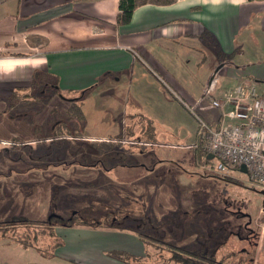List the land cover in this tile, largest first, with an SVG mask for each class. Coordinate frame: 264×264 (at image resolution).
<instances>
[{"label":"rangeland","instance_id":"1","mask_svg":"<svg viewBox=\"0 0 264 264\" xmlns=\"http://www.w3.org/2000/svg\"><path fill=\"white\" fill-rule=\"evenodd\" d=\"M188 68L196 75L194 65ZM37 78L41 82L26 92L25 103L0 101L1 224L13 217L44 223L52 214L67 219L77 211L81 220L94 225L113 221L163 243L141 242L145 264H173L169 259L174 252L169 248L196 254L209 251L224 264H247L245 248L250 251L251 264H264V226L254 225L264 194L240 170L221 173L214 160L206 162L195 154L196 130L200 121H206L193 108L172 97L158 100L136 82L137 102L155 122V134L143 114L121 115L132 103L122 96L128 95L129 84L106 96L95 92L84 99L81 122L68 112L73 101L60 97L48 78L41 74ZM151 80L161 85L155 77ZM205 104L208 101L203 99ZM202 106L197 104L196 109ZM56 120L67 126L53 133L50 128ZM18 157L19 163L11 161ZM61 158L73 165H56ZM225 211L234 232L228 237L225 228L219 229L225 226ZM58 229L66 237V247L54 257L45 258L34 248L0 240V264H69L64 261L81 256L92 239L105 238L106 244L111 239L107 233L91 234L82 228ZM248 230L259 234L253 248L243 241ZM113 236L128 243L125 239L130 235H118L123 241Z\"/></svg>","mask_w":264,"mask_h":264},{"label":"crops","instance_id":"2","mask_svg":"<svg viewBox=\"0 0 264 264\" xmlns=\"http://www.w3.org/2000/svg\"><path fill=\"white\" fill-rule=\"evenodd\" d=\"M118 4L119 0H0V101H11L15 92L20 100L24 95L20 92L31 90L32 78L39 73L53 82L60 97L79 101L84 117L83 100L92 93L102 97L129 84L128 95L122 96L132 103L121 115L143 114L152 125L133 88L140 82L141 89L153 92L158 100L172 97L212 124L218 114L208 104L202 106L208 96L204 92L212 90L209 95L219 97L246 80L264 89V0L145 4L134 10L126 26L117 25ZM191 65L197 68L196 75L188 68ZM197 104L202 106L199 110ZM149 128L156 133L155 126ZM78 228L107 233L111 239L109 244L105 238L92 239L81 256L65 263L122 264L107 253L143 252L131 231L73 229ZM59 231L63 244L57 250L62 251L66 237ZM113 234L130 239L124 243L118 236L121 243Z\"/></svg>","mask_w":264,"mask_h":264},{"label":"built area","instance_id":"3","mask_svg":"<svg viewBox=\"0 0 264 264\" xmlns=\"http://www.w3.org/2000/svg\"><path fill=\"white\" fill-rule=\"evenodd\" d=\"M206 99L218 115L212 124L199 122L205 153L221 173L244 167L248 179L264 192V89L246 80ZM260 213L264 217V199Z\"/></svg>","mask_w":264,"mask_h":264},{"label":"trees","instance_id":"4","mask_svg":"<svg viewBox=\"0 0 264 264\" xmlns=\"http://www.w3.org/2000/svg\"><path fill=\"white\" fill-rule=\"evenodd\" d=\"M175 0H119L118 9L119 13L117 15V25L118 26H126L130 23L132 14L134 10L145 4H154V5H169L172 4ZM39 73L34 74L32 78V86L31 89L35 88L37 83V77ZM22 95V94H21ZM20 95V96H21ZM23 97L28 98L29 95L25 93L22 95ZM18 92L14 93L11 101H25L22 99L23 97L18 99ZM68 112L69 114L78 119V121L83 122V113L81 110L80 103L75 104L73 101ZM195 154L197 153L198 157L203 156V158L207 157L203 149V141L196 134V143H195ZM207 160V159H205ZM116 219V218H115ZM74 227H88V228H101V229H110V230H119V231H131L137 235L142 243L153 244V245H164L163 243L154 240L146 235L140 233L139 230H135L130 227L118 226L116 223L103 224L97 223L92 224L89 221H84L80 219L76 213H74L71 217L67 219H59L56 217L50 218L44 223H33L28 221L23 217H13L10 222L0 223V240H5L7 245L16 244L21 246L22 248H34L40 255L45 258H52L55 256V252L58 248L63 244L62 238L57 234V228H74ZM255 239L250 243L248 247H255ZM252 238H250V241ZM254 242V243H253ZM145 246V245H144ZM169 247V246H167ZM173 249V256L170 257L169 262L173 264H224L223 262L216 261L213 254L209 251L202 253H194L192 251H185L183 249L169 248ZM209 252V254H208ZM108 255L112 258L120 260L122 264H145L144 261L146 256H133L123 251H112L109 252ZM247 258V264H251L250 251L244 253ZM250 258V259H249ZM240 262H238L239 264ZM242 264V263H240ZM245 264V263H244Z\"/></svg>","mask_w":264,"mask_h":264},{"label":"flooded vegetation","instance_id":"5","mask_svg":"<svg viewBox=\"0 0 264 264\" xmlns=\"http://www.w3.org/2000/svg\"><path fill=\"white\" fill-rule=\"evenodd\" d=\"M26 101H28V100H25V101H23V102H20V103H25ZM62 126L63 127H66L67 126V124L65 123V122H62V121H54V123H52V126H51V130H52V132L53 133H55V132H57V128L59 127V129H61L62 128ZM56 129V130H55ZM67 129V128H66ZM62 136V135H61ZM21 158L20 157H18L17 159H15V160H13V159H11V161L14 163V162H17V161H19ZM10 161V162H11ZM206 162H207V160H206ZM17 163H19V162H17ZM75 164H79V163H75ZM56 165H61L62 167L63 166H68V167H70L71 165H73V161H65L63 158H61V161L59 162V163H57ZM99 166H102V167H104L103 166V164L101 163V162H99V164H98ZM37 169H38V167H37ZM100 170H102V169H100ZM109 170H111L110 168H109ZM143 208V207H142ZM261 209V208H260ZM74 213H76L77 215L79 214L77 211H73V212H71L70 213V215L72 216ZM222 214H225L226 216H225V218L227 217V214H226V211H225V213H222ZM53 217H56V218H59V219H63V217L62 216H58V215H55V214H52V215H50L48 218H47V220H49L50 218H53ZM261 219H264V217L261 215V213L259 212V214H258V216H257V218L255 219V221H254V225H258V226H260V225H263L264 226V221H262ZM222 221H224L225 222V226L224 225H222ZM221 222H220V226H224V227H221V228H219L220 229V231H222V230H224V228H225V230H226V234H227V236L226 237H228V236H230V235H232V234H234V232L232 231V224H231V222L229 221V218H226L225 220H222ZM251 222V221H250ZM247 226V224L245 225V227H244V230H247L246 227ZM261 227V226H260ZM240 229V228H239ZM140 230V229H139ZM141 233V232H140ZM143 234V233H142ZM259 235V234H258ZM258 235L256 234H253L252 232H251V230H248V232H247V234L243 237V241L247 244V246H250V243L252 242V241H254L253 240V237L254 238H258ZM147 237H149V236H147ZM150 238H152V237H150ZM250 238H252V240L250 241ZM153 239V238H152ZM243 250V252L242 253H246L245 251V248L244 249H242Z\"/></svg>","mask_w":264,"mask_h":264},{"label":"water","instance_id":"6","mask_svg":"<svg viewBox=\"0 0 264 264\" xmlns=\"http://www.w3.org/2000/svg\"><path fill=\"white\" fill-rule=\"evenodd\" d=\"M206 159H207V160H211V159H212V156H211V155H208V156L206 157ZM240 171H241L242 173H246V170H245L244 167H241V168H240ZM262 194H264V192H262ZM261 220L264 221V219H261Z\"/></svg>","mask_w":264,"mask_h":264}]
</instances>
